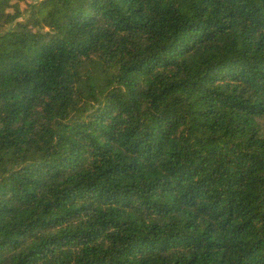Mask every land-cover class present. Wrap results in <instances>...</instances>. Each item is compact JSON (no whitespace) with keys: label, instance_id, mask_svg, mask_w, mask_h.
Masks as SVG:
<instances>
[{"label":"trees","instance_id":"trees-1","mask_svg":"<svg viewBox=\"0 0 264 264\" xmlns=\"http://www.w3.org/2000/svg\"><path fill=\"white\" fill-rule=\"evenodd\" d=\"M0 264H264V0H0Z\"/></svg>","mask_w":264,"mask_h":264},{"label":"rangeland","instance_id":"rangeland-1","mask_svg":"<svg viewBox=\"0 0 264 264\" xmlns=\"http://www.w3.org/2000/svg\"><path fill=\"white\" fill-rule=\"evenodd\" d=\"M20 13H21L23 18H25L27 16L28 10H27L26 4H21Z\"/></svg>","mask_w":264,"mask_h":264},{"label":"clouds","instance_id":"clouds-1","mask_svg":"<svg viewBox=\"0 0 264 264\" xmlns=\"http://www.w3.org/2000/svg\"><path fill=\"white\" fill-rule=\"evenodd\" d=\"M29 2H31V3H38L39 0H29ZM19 19L20 20H23V17H20ZM45 30L47 31L48 29H45Z\"/></svg>","mask_w":264,"mask_h":264}]
</instances>
